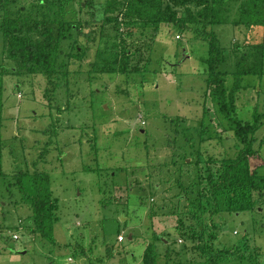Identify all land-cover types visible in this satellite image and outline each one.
Here are the masks:
<instances>
[{
	"label": "rangeland",
	"instance_id": "obj_1",
	"mask_svg": "<svg viewBox=\"0 0 264 264\" xmlns=\"http://www.w3.org/2000/svg\"><path fill=\"white\" fill-rule=\"evenodd\" d=\"M35 1L18 0L10 10H27ZM2 2L6 174L0 176V264H143L151 243L158 264H170L168 254L175 253L181 254L180 264H188L198 260L191 232L214 251H235L221 264H264V197L247 211L228 207L225 199L214 211L207 198L209 173L221 169L223 158L236 156L238 141L213 97L205 95L203 38L164 23L158 31L152 28L158 24H145L148 34L137 39L134 33L129 40L143 49L153 43L150 71L135 59L123 72L120 40L127 22L119 12L95 41L72 31L58 61L66 68L49 85L44 74L11 71L16 63L4 50ZM187 5L197 7L188 1L175 9L183 13ZM236 12L233 6L230 18ZM213 29L224 47L236 38L263 36L255 31L249 37L232 22ZM76 47L79 57L73 55ZM224 67L234 68V58ZM245 83L238 116L250 119L255 111L264 112V76L248 75ZM257 136L260 154L251 164L264 174V126ZM38 170L50 173L57 200L55 241L32 234L31 207L16 183L17 172ZM199 197L206 209L194 216L187 205Z\"/></svg>",
	"mask_w": 264,
	"mask_h": 264
},
{
	"label": "trees",
	"instance_id": "obj_2",
	"mask_svg": "<svg viewBox=\"0 0 264 264\" xmlns=\"http://www.w3.org/2000/svg\"><path fill=\"white\" fill-rule=\"evenodd\" d=\"M17 1L2 2L4 11L1 27L4 50L16 63L11 71L44 74L49 85L55 84L59 69L66 68L65 65L58 66V61L63 55V42L72 38V31L79 30V34L85 35L90 41H95L105 23L119 12H123V18L127 22L126 36L120 40L123 48L121 56L123 72L130 71V64L135 59L143 66L144 72L150 71L149 55L153 51V43H146L143 49L142 46L129 40L134 33H137V39H142L144 34H148L144 28L145 24L164 23L178 32L187 33L191 30L196 32L198 37L201 36L208 45L207 54L202 57V61L207 64L205 95L210 94L213 97L217 113L229 123L238 141L236 156L223 158L221 169L216 174L209 173L207 198L214 204V211L222 208L223 199L227 201L228 207L239 211H247L257 206L259 200L264 197V174L252 168L251 159L260 154V148H256L255 144L258 141L257 134L264 126V112L255 111L250 119H242L238 116V101L240 93L247 88L246 76H264V0H106L103 3L97 0H39L32 2L27 10L22 6L11 11L10 5H16ZM188 1H195L197 7L192 8L187 5L183 13L175 9L176 6L186 4ZM233 6H236L237 14L230 18ZM226 22L247 29L250 33L249 37L255 31L263 32L262 39L257 41L246 39L240 42L236 41V38L229 47H224L213 27ZM140 23H143L142 26ZM159 27L160 25L152 26L157 31ZM120 28L118 26V29ZM85 29L89 31L85 33ZM177 35L181 37L180 34ZM80 54H82L80 47H76L73 55L79 57ZM230 58H234V68H225L224 65H227ZM5 74L2 68L0 70V176L6 174L2 133ZM205 108L209 109L207 106ZM15 177L22 197L31 207L32 234L55 241L57 200L54 197L50 173L40 170L31 173L19 171ZM197 179L201 184L202 179ZM199 195H202L200 191ZM197 199L198 202L191 201L186 209L194 213V216L206 209L201 198ZM196 233L191 232V235L197 238L198 260L190 261L188 264H221L235 255V251L231 249L214 251L213 247L206 241L203 242L201 236ZM154 238L164 240L159 236ZM169 256L171 258L167 261L170 264L183 262L180 253L168 254ZM143 264H158V252L152 243L143 254Z\"/></svg>",
	"mask_w": 264,
	"mask_h": 264
},
{
	"label": "built area",
	"instance_id": "obj_3",
	"mask_svg": "<svg viewBox=\"0 0 264 264\" xmlns=\"http://www.w3.org/2000/svg\"><path fill=\"white\" fill-rule=\"evenodd\" d=\"M178 36H179V35H178ZM15 237L17 238V235H15ZM120 239H123V236H122V235L120 236Z\"/></svg>",
	"mask_w": 264,
	"mask_h": 264
}]
</instances>
